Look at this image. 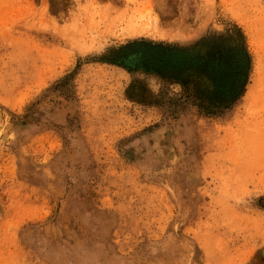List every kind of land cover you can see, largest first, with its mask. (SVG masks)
I'll list each match as a JSON object with an SVG mask.
<instances>
[{
  "label": "rangeland",
  "instance_id": "374dc122",
  "mask_svg": "<svg viewBox=\"0 0 264 264\" xmlns=\"http://www.w3.org/2000/svg\"><path fill=\"white\" fill-rule=\"evenodd\" d=\"M0 264H264V0H0Z\"/></svg>",
  "mask_w": 264,
  "mask_h": 264
},
{
  "label": "trees",
  "instance_id": "16d2710c",
  "mask_svg": "<svg viewBox=\"0 0 264 264\" xmlns=\"http://www.w3.org/2000/svg\"><path fill=\"white\" fill-rule=\"evenodd\" d=\"M240 94V92H239ZM231 101H227V102H219V103H209V104H206V103H202L200 104V106L203 108V109H206V111H208L209 113H213V114H217L218 112V109L220 110L219 113H222L223 110H227L229 108V105ZM217 109V110H216ZM222 109V110H221Z\"/></svg>",
  "mask_w": 264,
  "mask_h": 264
}]
</instances>
